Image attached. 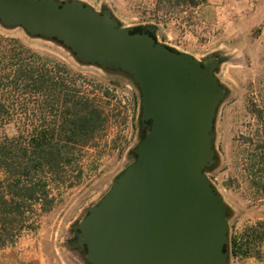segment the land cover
<instances>
[{"label": "rangeland", "instance_id": "obj_1", "mask_svg": "<svg viewBox=\"0 0 264 264\" xmlns=\"http://www.w3.org/2000/svg\"><path fill=\"white\" fill-rule=\"evenodd\" d=\"M82 1L96 10L110 9L122 26L154 24L159 41L196 58L211 52L221 56L217 76L226 93L216 111L215 161L207 176L228 205L230 248L246 226L264 216V0H203L195 7L186 0ZM11 39L38 55L22 53L21 58L44 65L73 92L88 96L106 121L88 145L76 146L71 164L64 165V181L52 185L50 207L41 205L44 199L25 203V221L5 247L19 242L29 250L33 244L45 264H84L82 253L69 246L71 226L133 161L132 149L144 135L139 134V90L120 71L82 64L57 42L0 24V48L12 49ZM1 82L0 99L6 98L8 113L0 120V142L7 137L24 145L56 115L41 105L47 100L40 93L22 94ZM228 264L251 263L229 252Z\"/></svg>", "mask_w": 264, "mask_h": 264}, {"label": "water", "instance_id": "obj_2", "mask_svg": "<svg viewBox=\"0 0 264 264\" xmlns=\"http://www.w3.org/2000/svg\"><path fill=\"white\" fill-rule=\"evenodd\" d=\"M0 24L118 70L139 90L149 127L134 159L71 226L84 264H228V205L207 176L226 93L221 56L196 58L159 41L154 24L122 26L82 0H0Z\"/></svg>", "mask_w": 264, "mask_h": 264}, {"label": "trees", "instance_id": "obj_3", "mask_svg": "<svg viewBox=\"0 0 264 264\" xmlns=\"http://www.w3.org/2000/svg\"><path fill=\"white\" fill-rule=\"evenodd\" d=\"M202 1L186 0L185 3L195 7ZM10 41L15 44L12 49L0 48V83L5 80L7 86L22 94L40 93L47 100L41 105L56 116L48 126L41 124L39 131L24 145L7 137L0 142V248L8 241L14 242L13 231L25 221L26 202L33 205L44 199L41 205L50 207L54 201L50 196L52 185L64 181L65 171L64 174L62 171L71 164L76 146L88 145L106 121L104 111L88 96L73 92L64 80L44 65L36 67L26 62L20 56L22 53H29L31 58L38 55L17 39ZM4 100L5 97L0 99V120L8 113ZM262 240L264 220H257L243 229L238 241L232 240L229 252L239 258L261 257Z\"/></svg>", "mask_w": 264, "mask_h": 264}, {"label": "crops", "instance_id": "obj_4", "mask_svg": "<svg viewBox=\"0 0 264 264\" xmlns=\"http://www.w3.org/2000/svg\"><path fill=\"white\" fill-rule=\"evenodd\" d=\"M264 216L261 217L263 220ZM27 250L23 244L16 243L12 246L0 248V264H45L39 246L30 244ZM251 264H264V240L261 242V257L249 256Z\"/></svg>", "mask_w": 264, "mask_h": 264}, {"label": "flooded vegetation", "instance_id": "obj_5", "mask_svg": "<svg viewBox=\"0 0 264 264\" xmlns=\"http://www.w3.org/2000/svg\"><path fill=\"white\" fill-rule=\"evenodd\" d=\"M139 123H140L139 134L143 135L147 131L149 125L148 124H142L140 121H139Z\"/></svg>", "mask_w": 264, "mask_h": 264}]
</instances>
